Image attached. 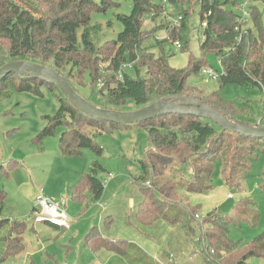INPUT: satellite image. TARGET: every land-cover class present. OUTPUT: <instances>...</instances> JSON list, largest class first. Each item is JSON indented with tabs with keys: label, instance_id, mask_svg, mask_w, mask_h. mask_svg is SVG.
I'll use <instances>...</instances> for the list:
<instances>
[{
	"label": "trees",
	"instance_id": "obj_1",
	"mask_svg": "<svg viewBox=\"0 0 264 264\" xmlns=\"http://www.w3.org/2000/svg\"><path fill=\"white\" fill-rule=\"evenodd\" d=\"M132 1V12L117 16L123 25L117 39L99 44L96 37L100 25L91 24V15L106 12L114 5L111 0H102L100 4L96 0H0V68L18 61L40 64L63 76L76 92L77 86L86 85L87 76L91 94L102 97L106 109L123 111L130 103L140 109L165 97H195L249 126L264 127L263 123L251 122L249 112L235 108L219 92L209 94L188 85L191 77L202 75L204 68L212 67L205 60L211 54L223 67L217 80L221 89L236 85L263 90L264 23L256 4L258 0L246 5L249 17L240 40L235 29L242 5L238 7L234 0H167L166 5L170 4L171 12L176 14L172 18L182 17L178 26L166 20L164 3ZM197 4L202 58L191 55L186 68H172L165 46L179 42L180 50H190L189 7ZM228 6L238 7L239 13L229 10ZM148 15L153 22L149 30L145 29ZM250 21L252 27L248 26ZM160 32L166 34L162 40L157 37ZM156 49L160 55L155 56ZM77 75L78 81H74L73 76ZM11 87L36 96H43L42 87L58 92L59 109L54 116L46 117L47 124L36 142L43 150L44 140L63 128L59 147L64 158H80L85 150L102 156L103 149L97 139L114 130L138 127L147 131L149 144L139 159L141 174L135 181L143 196L137 220L144 226L158 221L179 225L186 238L202 247L206 264H214L223 254H233L240 248L241 243L230 238V227L244 216L257 218L258 214L252 210L256 209L255 203L247 199L231 215L214 210L202 218L198 208L189 203L187 194H206L213 189L217 162L221 165L224 183L230 188L239 187L250 173L253 160L260 152L264 156V139L223 130L213 121L192 114H167L135 125L100 121L76 109L56 86L44 79L14 73L0 82V102L10 97ZM99 170L105 171L96 161L70 187L72 201L81 208L80 214L103 197L105 185L98 178ZM261 176L264 182V171ZM7 202L8 195L0 188V264L6 258L22 255L26 232L34 231L32 227L29 229L27 219H14L5 214ZM84 244L95 254L111 252L125 259L135 246L126 240L105 238L98 227L90 229ZM254 257L264 258V232L245 244V254L239 264H246Z\"/></svg>",
	"mask_w": 264,
	"mask_h": 264
},
{
	"label": "rangeland",
	"instance_id": "obj_2",
	"mask_svg": "<svg viewBox=\"0 0 264 264\" xmlns=\"http://www.w3.org/2000/svg\"><path fill=\"white\" fill-rule=\"evenodd\" d=\"M101 3L102 0H96ZM104 13H92L91 24L100 25L97 41L104 44L116 40L123 31L118 15H129L132 12V0H111ZM224 2L225 0H220ZM240 5H249L251 0H234ZM164 0H155L162 4ZM263 14L264 3L258 0ZM164 16L171 21L176 14L171 12V5L165 4ZM187 8L189 6H186ZM228 6L229 10L239 13V9ZM170 10V13L168 12ZM199 5L189 7L188 31L191 39L190 50H178L172 43L165 46L170 55L169 64L175 69L188 66L191 55L201 59L199 43L202 28L198 17ZM151 16L145 18V29L153 27ZM253 23L249 22V27ZM158 39L166 37L164 32L157 34ZM155 56L160 55L156 49ZM205 60L220 74L223 67L214 55H207ZM126 70H129L128 68ZM67 71L65 74H67ZM132 73L131 70L128 71ZM78 75L73 76L78 81ZM85 76V86H77V93L99 109H105V100L91 94ZM188 85L212 94L219 92L235 108L249 112L251 122L264 125V92L259 87L228 85L220 88L219 82L204 83L202 75L191 77ZM10 97L0 102V188L8 195L5 214L14 219H27L29 229L25 235V251L14 258H6L3 264H148L156 260L160 264H179L191 258L193 264H206L201 254L202 247L186 238L179 225L167 221H158L152 226L142 225L136 218L138 206L143 201L140 189L135 181L141 174L139 159L144 155L148 144V133L142 128L128 127L105 133L97 142L103 149L98 157L89 150L80 158H64L59 147V138L63 128L56 130L54 136L44 140L43 150L36 142L37 136L46 126V117L54 116L59 109L58 92L41 88L43 96L18 92L10 88ZM94 94V93H93ZM244 108V109H243ZM137 110L130 103L124 112ZM245 119V118H244ZM99 162L105 171H98V178L105 185L102 199L91 205L80 214L81 208L71 198L70 187L78 182L84 173L90 171L94 162ZM250 173L239 187H228L222 178L221 165L215 164L213 189L204 193H188L187 198L198 214L204 218L208 213L217 210L222 215H231L242 201L250 199L256 205L252 208L254 216H244L237 225L230 227V238L240 242V248L233 254H223L222 259L214 264H239L245 254V244L264 232V156L252 162ZM187 178V176H185ZM53 194L56 201L64 206L69 219V230L59 231L48 224L37 225L34 222L33 208L36 196L40 191ZM232 194L233 199L229 197ZM198 221H202L201 218ZM98 227L102 235L110 240H126L134 244V249L127 259L116 253H93L86 248L84 238L91 228ZM206 247V244L203 243ZM143 252L147 258L141 260ZM2 246L0 244V255ZM50 256V257H49ZM140 259V260H137ZM194 259V260H193ZM139 262V263H138ZM190 262V261H189ZM246 264H264V258H250Z\"/></svg>",
	"mask_w": 264,
	"mask_h": 264
},
{
	"label": "water",
	"instance_id": "obj_3",
	"mask_svg": "<svg viewBox=\"0 0 264 264\" xmlns=\"http://www.w3.org/2000/svg\"><path fill=\"white\" fill-rule=\"evenodd\" d=\"M13 73L22 77L44 79L49 84L56 86L76 109L100 121L117 125H135L167 114H192L213 121L223 130L264 139V127L249 126L195 97H165L131 112L99 109L81 97L63 76L49 67L26 61L10 62L0 68V82Z\"/></svg>",
	"mask_w": 264,
	"mask_h": 264
},
{
	"label": "built area",
	"instance_id": "obj_4",
	"mask_svg": "<svg viewBox=\"0 0 264 264\" xmlns=\"http://www.w3.org/2000/svg\"><path fill=\"white\" fill-rule=\"evenodd\" d=\"M164 4L167 3V0H164ZM249 17V12L246 8V5L240 7V17L237 19L238 25L235 29L239 40L241 39V32L246 26L247 19ZM182 17L172 19L173 25L178 26ZM204 27H207V24L204 23ZM178 50L181 49V44L179 42L174 44ZM222 74V73H221ZM212 67H206L202 70V78L204 83H210L212 81H217L221 75ZM264 92V87H263ZM231 199L234 198L232 194L229 195ZM34 222L37 225L48 224L51 227L58 229H69L70 228V219L69 216L61 204H59L55 199L47 196L43 192L37 197L35 208H34ZM198 218V216H196Z\"/></svg>",
	"mask_w": 264,
	"mask_h": 264
},
{
	"label": "crops",
	"instance_id": "obj_5",
	"mask_svg": "<svg viewBox=\"0 0 264 264\" xmlns=\"http://www.w3.org/2000/svg\"><path fill=\"white\" fill-rule=\"evenodd\" d=\"M41 192H43L44 194H46V192L45 191H40L39 193H38V195L36 196V199H37V197L41 194ZM47 195V194H46ZM48 195H49V197H51V198H53V199H55L56 200V198H55V196L53 195V194H50V193H48ZM34 209V208H33ZM51 227V226H50ZM70 228H71V226H70ZM69 228V229H70ZM58 229V228H57ZM69 229H59V231H65V230H69ZM144 255H146L144 252H143V256H141L142 258H141V260L143 259V258H147L146 256H144ZM191 258H192V256L190 257V258H188V260L190 261H187V260H185V261H183V262H181V263H179V264H193L191 261ZM137 260H140V259H137ZM194 260V259H193ZM139 263V262H138ZM169 263L170 264H173V261H172V259H169ZM148 264H160L159 262H156V260L154 261V260H152V262H148ZM198 264V263H197ZM201 264V263H200Z\"/></svg>",
	"mask_w": 264,
	"mask_h": 264
}]
</instances>
